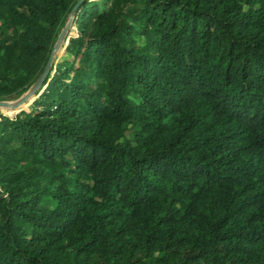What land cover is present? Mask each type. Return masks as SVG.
<instances>
[{
    "label": "trees",
    "instance_id": "trees-1",
    "mask_svg": "<svg viewBox=\"0 0 264 264\" xmlns=\"http://www.w3.org/2000/svg\"><path fill=\"white\" fill-rule=\"evenodd\" d=\"M76 2L0 0V99ZM75 21L0 117V264H264V0H85Z\"/></svg>",
    "mask_w": 264,
    "mask_h": 264
},
{
    "label": "water",
    "instance_id": "water-1",
    "mask_svg": "<svg viewBox=\"0 0 264 264\" xmlns=\"http://www.w3.org/2000/svg\"><path fill=\"white\" fill-rule=\"evenodd\" d=\"M84 1L85 0H77V2L72 7V9L70 11V21H68L66 23V25L64 26V28L62 30V34L60 35V40L63 37V35L66 34L67 30L70 27L71 21L74 20L76 14H77V10H78L79 6ZM68 36L71 37L70 35H68ZM53 50L50 53V56H49V58H48V60H47V62L45 64V67H44L42 73L37 78V80L32 84V86L28 90L24 91L15 100L0 99V110L3 107H7V108H10L12 110L16 109V111H19V110H21L23 108H26L24 106L25 104L29 103V101H31V99H33L32 101H34V99L36 97H38L43 92V90L47 86L48 79L50 78V74H52V70H53V65H54V51ZM1 114H5V113L1 111Z\"/></svg>",
    "mask_w": 264,
    "mask_h": 264
},
{
    "label": "rangeland",
    "instance_id": "rangeland-1",
    "mask_svg": "<svg viewBox=\"0 0 264 264\" xmlns=\"http://www.w3.org/2000/svg\"><path fill=\"white\" fill-rule=\"evenodd\" d=\"M68 21H70V13H69V15L67 16V18H66V20H65V22H64V24H63V26L61 27V29H60V31H59V34H58V36H57V38H56V40H55V42H54V44H53V47H52V50L55 48V49L53 50V51H54V65H53L52 74H50V76L53 75V73L55 72L56 67H57L59 61H60L63 57L67 56V46H68V44H69V42H70V39H71L72 35H76L77 32H78L77 23H76L75 18H74V20L71 21L70 27H69V29L67 30L66 34H64L63 37H62L61 40H60V35L62 34V30H63L64 26L66 25V23H67ZM73 28H74V30H73ZM68 35H70L71 37H69ZM59 40H60V41H59ZM52 50H51V52H52ZM31 86H32V85H31ZM31 86H30V87H31ZM30 87H29V88H30ZM29 88H28V89H29ZM28 89H27V90H28ZM19 96H20V95H19ZM19 96L15 97V98H10V100H15V99L18 98ZM32 100H33V99H31V101H29V103H27L28 106L33 102ZM1 111H3L4 113H8V114H10V115H12V114L15 113V111L12 110V109L4 108V109H1V110H0V117H1Z\"/></svg>",
    "mask_w": 264,
    "mask_h": 264
},
{
    "label": "bare ground",
    "instance_id": "bare-ground-1",
    "mask_svg": "<svg viewBox=\"0 0 264 264\" xmlns=\"http://www.w3.org/2000/svg\"><path fill=\"white\" fill-rule=\"evenodd\" d=\"M24 106L27 107L28 104H25ZM4 108H7V107H3L2 109H4ZM7 109H10V108H7ZM14 111L16 112V109H14Z\"/></svg>",
    "mask_w": 264,
    "mask_h": 264
}]
</instances>
